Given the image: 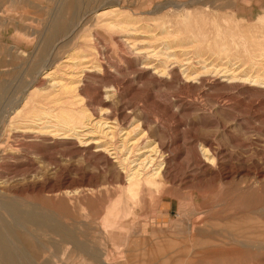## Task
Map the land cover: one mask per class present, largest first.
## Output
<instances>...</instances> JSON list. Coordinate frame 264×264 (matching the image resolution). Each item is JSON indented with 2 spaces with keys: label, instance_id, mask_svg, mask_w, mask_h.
Listing matches in <instances>:
<instances>
[{
  "label": "rangeland",
  "instance_id": "rangeland-1",
  "mask_svg": "<svg viewBox=\"0 0 264 264\" xmlns=\"http://www.w3.org/2000/svg\"><path fill=\"white\" fill-rule=\"evenodd\" d=\"M100 2L79 1L78 13L86 12L83 21L85 24L81 28H92L88 25L91 23L92 10L100 8ZM0 3V200L19 201L21 206L37 207L42 212H48L58 217L57 219L70 223L72 230L77 232L74 224L79 214L77 208L74 213L67 211V198L70 196V201L78 200L83 206L82 219L89 215L95 216L96 220L101 218L105 211L104 205L116 196L115 193H119V186L122 185L123 178L125 179L115 156L128 157L131 160L130 166H135L139 159L149 154L146 152L147 148L126 152L121 146L124 132L139 125L130 135L134 140L138 139L136 147L147 141L159 144L163 148L161 153L167 164L163 180L151 189V201L142 196L141 204L135 205L133 201L131 203L136 207V223L142 224L144 230L141 232L137 228H131L123 231L122 236L127 234L131 239L137 237V240L143 241L135 244L136 246L132 245L130 248L133 252L129 253L142 258L145 264H157L162 256L168 257L166 264H264V248L252 244H228L224 238L234 231L228 226L230 221L236 222L238 219L237 222L240 223L241 218L245 220V223L238 226L242 230H249L253 225L264 230L263 84L251 85L238 79H226L223 74L214 72L203 74L202 81H185L181 70L186 64L195 65L194 58L182 61L180 67L171 60V64L168 63L171 77L169 74L159 77L151 66L144 71L137 68L141 54L152 48L148 46V34L140 31L132 33L138 50L141 51L138 57L134 55L136 49H131L129 43L126 46L118 42L117 36L109 39L102 32H98L95 39L96 32L90 30V37L98 52L96 57L106 64L109 72L86 75L84 70L91 66L90 56H69L80 42L77 35L74 37L71 34L67 41L60 44L54 65H50L46 71H53L56 67V80L68 79V75L72 74L75 75L72 78L75 80L74 84L83 83L79 89L83 100L79 105L86 108L91 121L84 119L83 127L75 129L79 133L77 137L63 138L47 133L53 129L52 123H46L47 118L43 117L34 123L18 117L16 119L20 126H33L36 131L40 126L46 127L41 133L34 132L35 130L21 132L10 121L16 117V112L25 102L27 89L36 74L29 66L36 54V45L34 48L33 45L43 38L57 9L64 11L66 16H70L73 10L66 9L68 5L65 3V6L62 0H1ZM175 3H182L183 8L191 12L201 11L214 15L212 17L219 23L232 27L235 31L244 24L259 30L264 29V14L256 15L258 5L264 4V0H113L111 4L126 9L128 7L137 15L142 13V16L148 14L169 20L176 8ZM232 12L239 17L251 19L234 20ZM152 44L151 46H156L158 42ZM150 54H147L148 60L151 64L156 63L157 58ZM186 57L181 56L182 59ZM43 75L39 74V78ZM37 81L36 85L45 90L47 79ZM130 109L133 114L129 119L126 117L122 120L121 113ZM99 119H106L108 122L103 125V131L109 132L106 136L97 128L98 124L95 122ZM145 131L148 137L144 134ZM143 136L147 138H142ZM79 139L85 142L78 143ZM98 143H104L102 147L107 146V151L102 148L104 157L93 152L101 149L96 147ZM201 145L209 148V152L213 154L212 162L202 156ZM62 192H69V196ZM158 195L161 198L157 205ZM0 217L8 221L29 242L30 247L35 238L44 237L35 225L28 222L15 223L2 208ZM82 231L84 234L80 238L87 243L92 242L98 253L106 248L110 249L108 251L112 258L118 257L120 250L117 247L111 250V243L106 242L105 238L100 239L101 234L98 235L88 228ZM215 237L225 240L220 241V244ZM195 241H199V246L194 244ZM64 246L71 248L69 244ZM62 248L63 245H58L56 253ZM48 249L42 261L55 250L54 246ZM72 254L77 256L76 252ZM79 256L77 257L81 261L83 257ZM112 258L108 263L114 264ZM118 259L120 262L123 258ZM86 261L83 264L92 263ZM60 263L63 264L60 261L54 264Z\"/></svg>",
  "mask_w": 264,
  "mask_h": 264
},
{
  "label": "bare ground",
  "instance_id": "bare-ground-1",
  "mask_svg": "<svg viewBox=\"0 0 264 264\" xmlns=\"http://www.w3.org/2000/svg\"><path fill=\"white\" fill-rule=\"evenodd\" d=\"M62 1L64 2V5L65 3L68 5V6L65 5L66 9L70 8L73 10L71 11L70 16H66L63 13L64 11H62L60 8L59 9L56 8L57 10L55 14L53 15V17L50 19L49 25L44 32L43 38L38 43L33 45V48L36 45L35 46L36 54L31 60L29 66H30V70L33 73L36 72V74L35 75L32 74L33 80L30 79L32 80L31 84L29 81H28L29 83L27 82L28 84H30V86L27 89L28 92H27V95L25 96V102L23 103L21 109L16 112V117H14L13 120L10 121V123L14 125V128L20 129L21 132H32L35 130L36 127L18 125L19 123H17V119H16L18 117H23V119L29 120L30 122H34V123H36L35 122L36 120H40L43 117L47 118L46 123H52L51 127H53V129L49 130L47 133H51L54 136L58 135L63 138H66L67 136L77 137L79 133L75 129L82 126L84 119L85 120L91 119L90 116L86 112L87 111L86 108H83L82 106L79 105L80 102L83 100V96L80 95V90H79L83 83L74 84L75 80L72 78L75 75H72V74L68 75V79L66 78L64 80L62 78H59V79L57 78L56 80V77H55L56 67L54 68L53 71H46V69H48V67L52 65L54 61L56 60L55 58L58 56L57 53H58L60 44L67 41L66 39L70 36V34L74 35V37L75 35H77L80 42L79 44H76V46L74 45L75 47L73 48V51L69 56L71 58H81L84 56H90L89 61L91 63V66L89 67L88 65L89 67L88 70H86L87 68L85 70L83 68L86 75L97 74V72H100L102 74L108 71L106 68V64L99 61L98 58L96 57L98 52L94 46V42L92 41L93 39L91 38L92 37L91 31L96 32L95 39H96L98 32H102L104 35L109 37V39H113L114 36H117L118 42H121L123 45H126V46H127L126 43H129L131 46L130 47L131 49H136L138 53L134 52L135 56L140 55L141 51L138 50L139 47L135 43V38L133 37L132 33L134 34L135 32L140 31L141 33L148 34L147 36L148 37L147 41L149 43L148 46L152 47L151 48L152 50L150 49L151 52L150 50L148 52L145 51L140 56V59H139L140 61L138 64L139 67L137 68H139V70L141 71L147 70L151 66L152 69H154V72L159 75V77L166 76L169 73L171 74V68H169V65H168V63L171 62V60L176 62L178 66L180 67L182 65L180 64L182 63V61L187 60L188 58H191V59L194 58L196 66L191 65V64H186L184 69L181 70L182 75L185 77L184 78L185 81L186 79L187 80L188 79L201 80L203 79L202 77L203 74L214 72L217 74L218 73L223 74L226 79H232V80L238 79L242 82L250 83L251 85H255V84L262 85L263 84L262 86H264V29L263 28H262L263 30H259L257 27H249V26H245L244 24V25L238 26V29L235 31L232 29V27H228V26L222 25L223 23L222 24L219 23L217 19H214L212 17L214 15L201 12V11L191 12L189 9H184L183 8L184 6L182 4L183 2L180 4L175 3L176 8L174 12L172 13V18H171L172 20L171 19L166 20V17L162 18V17L148 16V14L146 16L145 15L142 16L140 15L142 13L138 15L134 14L131 12L130 8L128 9V7L126 9V8H123L122 6L112 5L111 3L113 0H100L101 1L100 8H98L95 11L92 10V14L90 13L91 23L88 25H90L92 28L91 29H89L88 27L81 28V25L85 24V22L83 21H84L86 12L78 13L77 6L80 0H62ZM185 3L186 2H184V4ZM170 8H173V7L171 6ZM1 16L2 15H0V19L2 18ZM226 16L228 17V15ZM231 16L234 18V20L237 19V17L234 16L233 13H231ZM79 27L81 29H79ZM236 35H239V36L236 37ZM72 39L74 40V38ZM152 42H158V44L156 46H151L153 45ZM17 49L19 48L17 47ZM20 51L22 52V50ZM147 54L148 55L150 54L151 57L157 58L156 63L151 64V61L148 60L149 58L147 57L148 56ZM181 56H187V57L182 59ZM78 71H80V69ZM41 73H43L44 75L39 78V74ZM149 73L151 72L149 71ZM45 78L47 79L48 84H47V87H45L46 89L42 90V88L36 85V81L37 79L39 80V79H45ZM1 90H2V85L0 84V91ZM132 114H133L132 109H130V110H127L121 113L120 116H121V119L124 120V118L126 117H128L129 119V117ZM101 119H99L96 122L94 121V122L98 124L97 128L99 129V132H101L102 134H104V136H106L107 133L109 132L103 131L104 129L103 125L106 124L107 120L105 119L104 121ZM37 125H34V126H37ZM43 125L45 124L43 123ZM138 126L139 125H135L132 129L126 130L125 132L123 130L124 137L121 135L123 137L121 139V142H122L121 146L122 148L126 150V152H132L134 150H139L141 147L143 150L147 148L146 152H149V154L146 155L144 158L139 159L140 161L138 163H135V166H132V165L130 166L131 160L129 161L128 157L120 158L119 157L120 155L115 156L118 159L117 160L118 164L121 166L123 170V173H124L123 176L125 177V179L123 178V183L121 186H119L120 187L118 190L119 193L118 194L115 193L116 196L114 195L115 197L111 201L107 202L108 204L106 206L104 205L105 211L100 219L96 220L95 216L90 217V215L88 218L83 217L82 219L81 216H82V211L84 209L83 206L78 202V200H75L74 202L70 201L71 197L69 196V192H62L67 197L69 196L67 198V202H68L67 211L68 210L73 211L74 213L75 208H77L79 215H78L77 222L74 224V228L78 230L77 232L72 230L71 228L72 225H70V223L61 221L60 219H57L58 217L56 218L48 212H45V211L42 212L36 209L37 207L36 208L32 206L29 207V205L21 206L18 203L19 201L17 202L13 200L1 199L0 208H2V210L10 218H12L15 223L16 222H19V223L28 222L32 225H35L42 231V234L44 235V237H41L38 239L35 238L32 246L30 247L29 242H27V240L24 237H22L17 231H15L14 228L11 226V224L8 223V221L0 217V264H54L58 261L62 262L63 264H83L84 260H87V261L89 260L92 263L97 262L101 264H110L108 263V260H111L112 258L110 255V251H108L110 249L105 248L104 251H101V253H98V251L94 249V245L92 246V242H90L91 243L90 244V243H87L84 239L80 238L84 234L82 231L84 230V228H88V230H91L93 232L95 231L94 233H98V235L101 234L102 237H100V239L105 238L106 242L111 243L112 245L111 250L112 249L114 250V247H117V249L120 250L117 256L120 258L122 257L123 259H121V261L119 262V259L117 260L118 257L116 259L115 257L112 258V260L114 261V264H117V263L118 264H145L143 263L144 260L142 258L138 257L135 254L132 255L129 253L130 251H132L130 248L132 245H135L143 241L137 240V237H134L133 239H131L129 235L126 234L122 236V234L124 230H130L131 228H137V230H140L141 232H143L144 230L143 225L140 223L139 224L136 223L137 221L136 220L137 212L135 209L136 207L132 206L131 203L133 201L134 204L135 203H137L138 205L141 204L142 196L148 197L149 201H151L150 199L152 197L151 191L153 190V188L157 187L159 183L163 180V174L165 172L164 170L166 169L165 166L167 164V161L165 159V156L162 155L161 153V150L163 148L162 146L160 147L158 143L157 144L159 146L156 145V143L153 144L152 142L151 143L153 145H151V143L147 141L145 143H142L143 146L140 145V147H136L138 139L134 140V137L133 136L130 137V135L134 130H136ZM43 128H46V127L40 126L37 128L38 130L37 131L35 130L34 132L41 133V130ZM144 134H146V131ZM147 137L143 136L142 138H147ZM130 139H133V140L131 141V143L128 144V141ZM80 142H85V141H82L79 139L78 143ZM102 146H104V143L102 144L100 143L98 146H96V147H101V149L100 148L95 149L93 150V152L102 154L103 152L102 148L103 150L107 151L106 149L107 146L106 147H102ZM92 147L93 146H91V148ZM201 149H202V156L205 157L207 161L210 160V162H212L214 160V157H213V154L209 152V148L205 147L204 145H201ZM114 153L116 154V152ZM157 198L158 199H156L157 200L156 204L158 205L160 203L159 198H161V195H158ZM67 214H69V212H67ZM237 220L236 222L230 221L228 225L234 229L231 235L224 236L222 233V235L226 239V242L228 244L234 243V244H237L238 246L239 244L241 245L252 244L253 246L255 245L260 248H264V230H262L257 225H253L251 226V228L248 227L250 228L249 230L248 229L242 230L241 227L239 228L238 226L240 223H245L244 222L245 220L244 218H241L240 220L242 221H240V223H238ZM224 238L215 237V240L216 241L218 240L220 243V241L223 242ZM197 242L195 241V243L194 242L193 243L199 246V243ZM65 244H69L71 248L67 249L66 246H64ZM58 245H63L62 250L58 252L60 255L56 253L57 252L56 248H58ZM50 246H54L55 250L54 251L50 250L51 253L49 257L42 261V259L45 258L44 253H46V251L49 250L48 248ZM197 251H195L196 254H197ZM74 252H76L77 256L82 255L83 259H81L80 261L77 256L72 254ZM167 261H168V257L162 256L160 260L157 262V264H166ZM85 264H88V263H85Z\"/></svg>",
  "mask_w": 264,
  "mask_h": 264
},
{
  "label": "crops",
  "instance_id": "crops-1",
  "mask_svg": "<svg viewBox=\"0 0 264 264\" xmlns=\"http://www.w3.org/2000/svg\"><path fill=\"white\" fill-rule=\"evenodd\" d=\"M258 12H257V14L256 15H260V14H264V4H260V5H258ZM233 13V15L234 16H236L237 18H239V19H251V18H245V17H239V16H237L234 12H232ZM255 15V16H256Z\"/></svg>",
  "mask_w": 264,
  "mask_h": 264
}]
</instances>
